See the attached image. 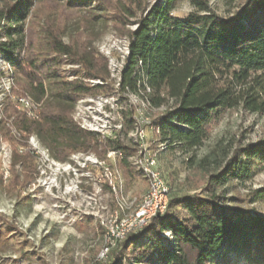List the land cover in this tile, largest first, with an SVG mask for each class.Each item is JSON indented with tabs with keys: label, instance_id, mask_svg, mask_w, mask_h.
Here are the masks:
<instances>
[{
	"label": "trees",
	"instance_id": "16d2710c",
	"mask_svg": "<svg viewBox=\"0 0 264 264\" xmlns=\"http://www.w3.org/2000/svg\"><path fill=\"white\" fill-rule=\"evenodd\" d=\"M57 1L86 13L85 35L77 32L64 42V28L48 20V14L36 31L32 25L39 24L40 14L35 0L0 2V57L14 75L11 91L27 92L37 110L30 118L8 98L4 101L0 138L12 148V187L22 189L37 175L36 155L28 144L31 134L57 161H67L74 152L103 158L115 150L124 178L137 174L128 161L135 145L104 139L71 117L78 97L112 89L107 82L84 81L109 78L106 58L88 40L99 36L92 32L99 19L103 27L110 21L129 40L119 91L139 94L155 110L143 126L151 127L156 144L190 153L224 112L241 108L264 114V0H244L230 15L217 13L208 0H188L190 10L181 15L174 12L180 0H155L148 6L139 0ZM129 24L135 27L127 28ZM29 30L41 34L38 41L28 37ZM66 61L81 65V77L77 70L62 69ZM70 75L74 77L68 79ZM137 120L125 116V130ZM261 167L264 140L233 149L198 192L171 195L164 213L128 232L98 264H264V216L240 205L227 207L224 191H218L229 182L250 179ZM249 194L250 201H264V186ZM234 199L242 201L237 195Z\"/></svg>",
	"mask_w": 264,
	"mask_h": 264
},
{
	"label": "rangeland",
	"instance_id": "374dc122",
	"mask_svg": "<svg viewBox=\"0 0 264 264\" xmlns=\"http://www.w3.org/2000/svg\"><path fill=\"white\" fill-rule=\"evenodd\" d=\"M139 1H144L148 6L155 0ZM208 1L217 13L230 15L244 0ZM34 6L40 14L39 24L34 22L32 25L36 31L47 20L43 21L42 16L45 18L48 14V20L64 28V42L76 36L77 32L86 34L84 11L67 9L63 2L57 0H35ZM189 10L188 0H180L174 12L181 15ZM103 25V21L99 19L92 28V32L99 36L88 40L91 49L106 58L107 68L111 72L115 70V65L121 63L127 37L119 35L110 21L105 27ZM126 27L133 29L135 25L129 24ZM40 35L39 32L34 34V30H29L28 37L36 42ZM77 65L66 61L62 69L77 70L76 76L81 77L83 70L80 64ZM72 77L74 76H67L68 79ZM84 81L90 84L87 78ZM99 81L105 84L104 81ZM117 81L118 75L116 83ZM106 82L112 85L110 76ZM13 83L11 67L0 57V117L7 98L17 110L33 117L36 105L32 97L27 92L14 94L11 91ZM111 88L109 93L97 95H104L110 102H117V116L113 117L115 122L122 125L120 142L128 146L135 145L136 137L141 139L142 135L147 154L154 157L156 167L168 186L169 197L173 194L198 192V186L203 187L207 176L221 169L233 149L264 140V114L235 108L224 112L211 127L208 138L190 153L178 148H165L164 144L155 143L151 127L143 126L149 123L155 110L149 109L148 103L137 94L129 91L122 93L119 85L118 88L115 85ZM22 97L27 98L30 105L21 104L19 100ZM72 113L73 110V119ZM125 116L132 119L141 117V129L140 121L137 120L132 129L125 130ZM28 144L36 155L37 175L21 189L12 187V148L9 141L0 138V264H98L99 261H104L105 257L100 256L109 242L107 230L114 224L110 215L116 211L118 215L130 213L147 192V179L136 171L130 158L128 161L137 174L129 180L125 179L116 163L117 154H111L110 159L105 158V154L103 158L106 160H101L103 158L92 152H74L67 161L60 162L50 156L35 135L28 137ZM96 162H101V166L96 165ZM16 169L19 172L20 166L17 165ZM262 186L264 167L257 168L250 179L242 183L229 182L219 187L218 191H224L227 207L240 205L250 213L264 216V201L249 199L250 191ZM236 195L242 201L237 202L234 199Z\"/></svg>",
	"mask_w": 264,
	"mask_h": 264
},
{
	"label": "bare ground",
	"instance_id": "6f19581e",
	"mask_svg": "<svg viewBox=\"0 0 264 264\" xmlns=\"http://www.w3.org/2000/svg\"><path fill=\"white\" fill-rule=\"evenodd\" d=\"M128 55H129V40H128V38H126V43L124 46V53L121 57V63H123L124 61L126 63V58ZM111 72H114V70L113 71L111 70ZM117 75H118L117 84L119 85V81L121 78L120 77L121 72H119ZM88 81L90 82L91 85L101 84L98 79H88ZM145 90H146V92H148L150 89L148 87H146ZM140 93H142V92H140ZM137 95H139V94H137ZM19 101L21 102V104H23L25 106H28V104H29L28 99L24 98V97L20 98ZM104 102H110V101L108 100V98L104 97ZM92 111H94V112L92 113ZM72 116H73L74 121L81 128L92 131V132H97L98 135H100L102 138H104V131H98V129L100 128V121H96V120H104L103 107L100 106V97H98V96H85V95L79 97L74 104ZM112 127L114 129V132L116 134H118V136H120L122 125L119 122H115L113 116H112ZM140 131L142 132V130H140ZM141 136L142 135H140V138H141ZM134 144L136 145V151L130 157V160H131L132 164L134 165V167L147 179L148 184H149L148 190L140 198L139 202L137 204H135V206L130 211V213H127L124 215H118V212L116 211L114 214H111L110 217L113 218V220H112L113 222H114L115 214H116L117 219H123V220L135 219L137 217L138 213L140 212V210L145 207V205L148 203V201L151 199V197L154 196V194H155L154 213H155V215L156 214H162V213H164L163 200H165V194H166V197L169 199L168 186H167L166 182L163 180V178L161 177L160 172L158 171V169L156 167L154 157L150 154H147L143 139L141 140V139H139V137H136V142ZM141 153L147 154V156L149 157L148 165H146L142 161ZM112 154L120 155L118 153H112ZM45 158L47 159V156H45ZM89 160H90V158H89ZM149 168L153 169V171L155 172V182L153 181V177H152L151 172H149ZM156 185L159 188H156ZM166 208H167V206H166ZM146 224H147V222L143 223L142 226H139L138 221H131L130 223H126L123 226H115V234L118 235L119 237L124 238L128 232L140 230ZM112 227H114V224L108 228L107 234H108V232H111Z\"/></svg>",
	"mask_w": 264,
	"mask_h": 264
},
{
	"label": "built area",
	"instance_id": "2783aa9c",
	"mask_svg": "<svg viewBox=\"0 0 264 264\" xmlns=\"http://www.w3.org/2000/svg\"><path fill=\"white\" fill-rule=\"evenodd\" d=\"M124 66H125V61L123 63H119V64L115 65L114 72H109V76H110V80L112 81V85L117 86V88H118V84L116 83V75L119 72H122V69ZM99 80H101V79H99ZM105 83H106V81H105ZM97 96L100 97V106L103 107V112H104V120H96V121H100V128L98 129V131H104V139L122 141V136H118V134H116L114 132V129L112 127V116H117V102H104V95H97ZM119 96H120V94H119ZM137 118H138V121H140V129H141L142 123H143L142 119L139 116H137ZM94 133L97 135V132H94ZM141 140H142V136H141ZM112 153H117V151L109 150L106 153L105 158L110 159ZM105 158H103L101 160H106ZM141 158H142V161L146 165H148L149 157L147 156V154L141 153ZM96 165L101 166V162H96ZM149 172H151L152 177H153V181L155 182V172L153 171V169H150V168H149ZM156 188H159V187L156 185ZM154 201H155V194L153 197H151V199L148 201V203L145 205V207L140 210L137 217L133 220L117 219L116 214H115V216H114V227H112L111 232H108L109 242H108L106 248L104 249L102 256H100V257H102V258L106 257L108 250L111 247L115 246L117 242H119L123 239V237H119L118 235L115 234V226H123L124 224L130 223L131 221H138L139 226H142L143 223L149 222V220L153 216H155ZM168 201H169V199L166 197V194H165V200H163L164 211L166 210V206L168 205Z\"/></svg>",
	"mask_w": 264,
	"mask_h": 264
}]
</instances>
